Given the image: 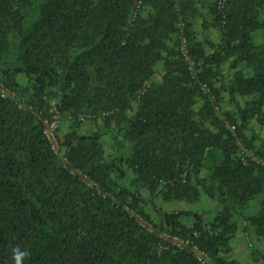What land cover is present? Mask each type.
Instances as JSON below:
<instances>
[{"label": "trees", "instance_id": "16d2710c", "mask_svg": "<svg viewBox=\"0 0 264 264\" xmlns=\"http://www.w3.org/2000/svg\"><path fill=\"white\" fill-rule=\"evenodd\" d=\"M219 1L0 0V264H201L172 236L241 264L236 219L264 238V0ZM202 195L220 208L208 223L161 205Z\"/></svg>", "mask_w": 264, "mask_h": 264}, {"label": "crops", "instance_id": "0c3cea01", "mask_svg": "<svg viewBox=\"0 0 264 264\" xmlns=\"http://www.w3.org/2000/svg\"><path fill=\"white\" fill-rule=\"evenodd\" d=\"M204 18L206 21H210L212 16L209 13L208 7H204L203 10ZM196 36L198 40L204 41L206 38L211 39L214 42H217L220 38L219 29L208 26L206 28L202 27V20L199 18L196 23ZM227 68H224L226 72ZM162 75V65L161 63L157 65L156 72L153 74L152 78L156 81L161 80ZM227 98V95H225ZM226 107H231V104L226 102ZM253 123L250 124V127L254 129L255 133L258 135L255 143H259V139L264 137V132L261 131L260 126L255 120H252ZM94 125L90 121H85L83 124L84 129H91ZM250 128V130H251ZM246 130L245 133L247 136H251L252 132ZM111 144L110 140H108ZM128 152V151H126ZM262 194H258L252 199H250L244 209V215L246 217L253 216L257 214L260 209V201ZM166 204V205H165ZM161 205L165 209H182V210H198L201 215V219L204 223H208L213 220V218L220 212V208L215 205L214 202L207 200L205 196H201L199 201L194 203H188L184 200L182 201H169L161 202ZM180 220L187 225H191L194 221L192 215H183L180 217ZM237 228L234 235L230 239V251L228 255L230 258L235 259L241 264H263L262 261H256L253 259L251 247L256 248L264 255V238L260 237L255 232V227L249 221H242L236 219Z\"/></svg>", "mask_w": 264, "mask_h": 264}, {"label": "built area", "instance_id": "2783aa9c", "mask_svg": "<svg viewBox=\"0 0 264 264\" xmlns=\"http://www.w3.org/2000/svg\"><path fill=\"white\" fill-rule=\"evenodd\" d=\"M223 0H220L218 3V6L222 5ZM181 50L184 54H186V40L185 38H182L181 41ZM187 56V55H186ZM8 95H11L10 92H8L7 88L3 86L2 83H0V96L2 97H6ZM16 100L18 101V103L22 106H25V103L23 101H19L17 98ZM30 108V106H29ZM50 111L52 112V116L51 119L48 120H44V128L43 131L46 135V137L49 139L52 148L58 152L59 151V147H58V139H57V135H56V129L58 126V121H59V113L57 110H55L54 108H51ZM230 128H234V125H230ZM241 153H244V156H241L242 160L245 161V157H247L246 155H250V151L243 149L241 151ZM253 158H255L257 161H260V158H257L256 156H252ZM65 159V158H64ZM72 172H74L73 170H71ZM195 235H197V233H194ZM166 236L168 237V235L166 234ZM171 240L173 242H175L176 244H178L179 246H186L196 257V259L201 263V264H209L211 262L210 258L207 256V253L204 249H202L198 244H196L192 239H181L178 238L177 236H172L170 237Z\"/></svg>", "mask_w": 264, "mask_h": 264}, {"label": "rangeland", "instance_id": "374dc122", "mask_svg": "<svg viewBox=\"0 0 264 264\" xmlns=\"http://www.w3.org/2000/svg\"><path fill=\"white\" fill-rule=\"evenodd\" d=\"M256 40L257 41H264V31L263 30H259L256 32Z\"/></svg>", "mask_w": 264, "mask_h": 264}, {"label": "clouds", "instance_id": "9594fccd", "mask_svg": "<svg viewBox=\"0 0 264 264\" xmlns=\"http://www.w3.org/2000/svg\"><path fill=\"white\" fill-rule=\"evenodd\" d=\"M17 264H19V259H17Z\"/></svg>", "mask_w": 264, "mask_h": 264}]
</instances>
